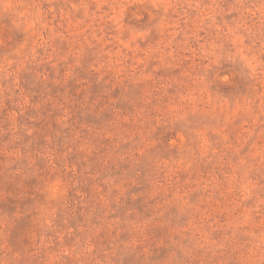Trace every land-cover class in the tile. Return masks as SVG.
I'll list each match as a JSON object with an SVG mask.
<instances>
[{
  "label": "rangeland",
  "instance_id": "rangeland-1",
  "mask_svg": "<svg viewBox=\"0 0 264 264\" xmlns=\"http://www.w3.org/2000/svg\"><path fill=\"white\" fill-rule=\"evenodd\" d=\"M0 264H264V0H0Z\"/></svg>",
  "mask_w": 264,
  "mask_h": 264
}]
</instances>
